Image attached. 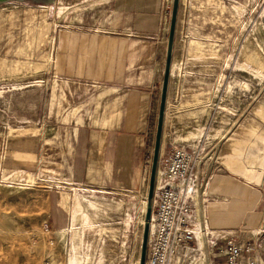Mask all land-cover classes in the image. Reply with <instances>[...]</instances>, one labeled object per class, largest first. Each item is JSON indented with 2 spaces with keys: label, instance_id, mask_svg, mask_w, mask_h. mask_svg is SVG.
Masks as SVG:
<instances>
[{
  "label": "crops",
  "instance_id": "0c3cea01",
  "mask_svg": "<svg viewBox=\"0 0 264 264\" xmlns=\"http://www.w3.org/2000/svg\"><path fill=\"white\" fill-rule=\"evenodd\" d=\"M90 1V15L55 25L36 119L9 122L4 182L35 190L37 213L48 190L57 228L77 223L68 191L140 188L154 148L173 1ZM234 1L181 0L163 130L161 155H202L193 222L205 249L232 235L254 239L264 220V57L253 55Z\"/></svg>",
  "mask_w": 264,
  "mask_h": 264
},
{
  "label": "rangeland",
  "instance_id": "374dc122",
  "mask_svg": "<svg viewBox=\"0 0 264 264\" xmlns=\"http://www.w3.org/2000/svg\"><path fill=\"white\" fill-rule=\"evenodd\" d=\"M71 1L77 5L70 10L58 0L0 3V131L8 143V154L12 137L9 122L19 124L24 118L36 119L44 94L46 99L55 25L69 17L82 20L90 15L83 11L91 5L90 0ZM234 3L242 12L240 24H245V19L251 30L247 40L253 42V55L260 52L264 57V0H235ZM167 9L171 17L172 6ZM70 12L73 13L69 15ZM151 158L153 151L146 157L144 184L134 192L110 187L68 191L63 202L77 223L70 222L60 228L49 220L48 190L44 196V212L37 213L31 197L35 190L8 186L3 178L0 181V264H140ZM45 167L52 170L53 162L46 163ZM162 181L159 170L156 187ZM52 196L55 202V193ZM152 232L153 223L150 238ZM198 234V240L185 249L186 254L172 264L223 263V258L212 248L205 249L204 231L198 228ZM254 240L258 264H264V220Z\"/></svg>",
  "mask_w": 264,
  "mask_h": 264
},
{
  "label": "built area",
  "instance_id": "2783aa9c",
  "mask_svg": "<svg viewBox=\"0 0 264 264\" xmlns=\"http://www.w3.org/2000/svg\"><path fill=\"white\" fill-rule=\"evenodd\" d=\"M8 151L5 135L0 131V181L4 178ZM201 159L200 153L185 148H173L161 155L159 170L163 181L155 191L153 232L146 264H172L198 240L200 227L193 222V202L200 187L195 172ZM211 248L223 258L224 264H258L259 253L254 239L242 242L239 236L232 235L222 243L215 242Z\"/></svg>",
  "mask_w": 264,
  "mask_h": 264
},
{
  "label": "water",
  "instance_id": "95a60500",
  "mask_svg": "<svg viewBox=\"0 0 264 264\" xmlns=\"http://www.w3.org/2000/svg\"><path fill=\"white\" fill-rule=\"evenodd\" d=\"M6 1H9V0H0V3L6 2ZM180 2L181 0H173L172 2L167 56H166V63H165L164 78H163V83L161 87L160 105H159L156 133H155V139H154L153 158H152L151 171H150L151 173H150V180H149V190H148V197H147V208H146V215H145L143 241H142V246H141L140 264H146L147 256H148L150 227H151V221H152V213H153L155 191H156V185H157V179H158V171H159V166H160L163 130H164V122H165V116H166V106H167V99H168L170 74H171V67H172L176 30H177V24H178ZM200 191H202V187H200Z\"/></svg>",
  "mask_w": 264,
  "mask_h": 264
},
{
  "label": "bare ground",
  "instance_id": "6f19581e",
  "mask_svg": "<svg viewBox=\"0 0 264 264\" xmlns=\"http://www.w3.org/2000/svg\"><path fill=\"white\" fill-rule=\"evenodd\" d=\"M151 224H152V221H151ZM199 235V234H198Z\"/></svg>",
  "mask_w": 264,
  "mask_h": 264
}]
</instances>
